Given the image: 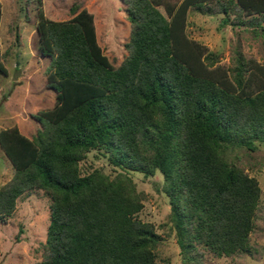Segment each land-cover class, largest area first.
<instances>
[{
	"label": "trees",
	"instance_id": "trees-1",
	"mask_svg": "<svg viewBox=\"0 0 264 264\" xmlns=\"http://www.w3.org/2000/svg\"><path fill=\"white\" fill-rule=\"evenodd\" d=\"M122 2L131 29L118 65L99 45L89 11L73 4L67 20L39 13L38 52L50 56L56 104L34 115L41 127L32 137L17 127L0 131L14 166L0 184V221L18 196L40 188L50 198V217L36 264H157L159 234L136 216L142 192L125 170L146 176L158 170L185 263L200 264L199 247L218 256L248 251L260 187L227 149L253 150L255 140H264V88L244 89L242 56L229 83L198 71L181 49L171 3ZM182 6V15L186 8L219 10L234 26L231 12L264 11V0H185ZM0 72L7 74L1 60ZM92 148H103L121 170L81 174L79 161Z\"/></svg>",
	"mask_w": 264,
	"mask_h": 264
},
{
	"label": "rangeland",
	"instance_id": "rangeland-1",
	"mask_svg": "<svg viewBox=\"0 0 264 264\" xmlns=\"http://www.w3.org/2000/svg\"><path fill=\"white\" fill-rule=\"evenodd\" d=\"M184 1L166 0L178 11L181 28L176 31L180 46L183 53H190L188 60L194 67L229 83L236 57L242 56L247 71L244 89L253 93L264 88V11L249 12L239 6V12L230 13V20L235 17L238 20L233 26L223 22L224 13L219 10L200 12L186 8L182 15ZM217 1L223 0H207ZM73 4L78 6L77 11L83 8L92 14L97 41L114 65L120 64L127 53L124 43L129 39L131 23L122 0H0V60L7 69V74L0 72V131L17 127L22 134L32 137L41 127L34 115L55 106L56 91L48 85L51 59L38 52L36 24L40 12L49 19L71 18L75 14L69 9ZM159 7L169 17L164 3ZM255 143L253 150L241 145L227 149L229 160L254 176L260 187L249 234L250 248L218 256L199 247L200 264H264V140ZM94 169L110 176L121 170L110 162L103 148L90 149L79 161L81 174ZM13 170L0 144V184L10 178ZM125 171L142 192L143 206L136 216L151 222L159 234L156 263L198 264L185 263L182 259L170 218L169 198L162 188V173L156 170L146 176L138 170ZM49 203V196L40 188L18 196L14 210L0 221V264H36L42 259Z\"/></svg>",
	"mask_w": 264,
	"mask_h": 264
},
{
	"label": "crops",
	"instance_id": "crops-1",
	"mask_svg": "<svg viewBox=\"0 0 264 264\" xmlns=\"http://www.w3.org/2000/svg\"><path fill=\"white\" fill-rule=\"evenodd\" d=\"M1 90V89H0ZM3 96H7V94L3 95Z\"/></svg>",
	"mask_w": 264,
	"mask_h": 264
}]
</instances>
